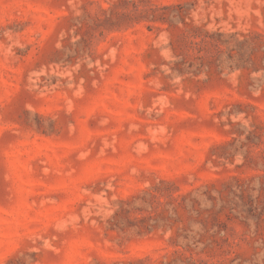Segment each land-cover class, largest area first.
Wrapping results in <instances>:
<instances>
[{"label": "rangeland", "instance_id": "374dc122", "mask_svg": "<svg viewBox=\"0 0 264 264\" xmlns=\"http://www.w3.org/2000/svg\"><path fill=\"white\" fill-rule=\"evenodd\" d=\"M0 264H264V0H0Z\"/></svg>", "mask_w": 264, "mask_h": 264}]
</instances>
